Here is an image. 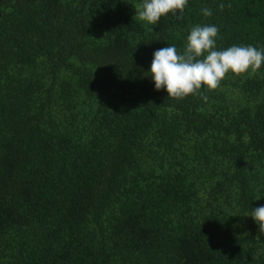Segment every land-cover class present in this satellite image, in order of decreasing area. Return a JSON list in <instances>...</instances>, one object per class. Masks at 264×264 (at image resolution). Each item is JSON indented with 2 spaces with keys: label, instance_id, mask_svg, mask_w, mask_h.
<instances>
[{
  "label": "trees",
  "instance_id": "trees-1",
  "mask_svg": "<svg viewBox=\"0 0 264 264\" xmlns=\"http://www.w3.org/2000/svg\"><path fill=\"white\" fill-rule=\"evenodd\" d=\"M142 2L0 0V264H264V64L181 100L149 73L196 25L264 48V0Z\"/></svg>",
  "mask_w": 264,
  "mask_h": 264
},
{
  "label": "clouds",
  "instance_id": "clouds-1",
  "mask_svg": "<svg viewBox=\"0 0 264 264\" xmlns=\"http://www.w3.org/2000/svg\"><path fill=\"white\" fill-rule=\"evenodd\" d=\"M187 5L188 0H143L141 4L134 5V19L147 25H157L162 16L182 14ZM224 7V4L219 5L221 10ZM202 12L206 17L212 15L209 8L202 9ZM218 33L215 25H196L187 36L182 54L174 45L156 50L149 72L155 89H166L168 98L181 100L189 95H200L202 88L209 91L218 89L229 72L239 77L254 75L260 70L264 64V48L233 45L216 50ZM203 99L207 100V97L203 96ZM250 216L258 224L259 234H264V206L254 208Z\"/></svg>",
  "mask_w": 264,
  "mask_h": 264
},
{
  "label": "rangeland",
  "instance_id": "rangeland-1",
  "mask_svg": "<svg viewBox=\"0 0 264 264\" xmlns=\"http://www.w3.org/2000/svg\"><path fill=\"white\" fill-rule=\"evenodd\" d=\"M232 90L229 92L231 93ZM230 98H232V100H234V103H244L246 101V97L245 95L243 96V94H241L239 91H233L230 95Z\"/></svg>",
  "mask_w": 264,
  "mask_h": 264
}]
</instances>
